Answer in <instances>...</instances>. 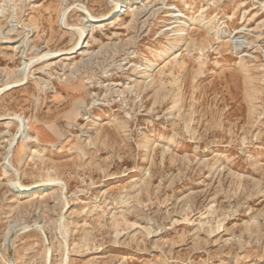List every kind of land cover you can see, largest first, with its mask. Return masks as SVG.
I'll use <instances>...</instances> for the list:
<instances>
[{
  "label": "rangeland",
  "instance_id": "374dc122",
  "mask_svg": "<svg viewBox=\"0 0 264 264\" xmlns=\"http://www.w3.org/2000/svg\"><path fill=\"white\" fill-rule=\"evenodd\" d=\"M0 117V264H264V0H0Z\"/></svg>",
  "mask_w": 264,
  "mask_h": 264
},
{
  "label": "bare ground",
  "instance_id": "6f19581e",
  "mask_svg": "<svg viewBox=\"0 0 264 264\" xmlns=\"http://www.w3.org/2000/svg\"><path fill=\"white\" fill-rule=\"evenodd\" d=\"M122 9L124 11L126 9V3L125 2H122V3H119V4H115L114 7L112 8V10H110L109 12H107L106 14H103L101 16H89V15H87V16H89L90 20H88L86 23H89L90 22L89 23V27H92L93 28V24L102 23V22L108 21V20H110V19H112L114 17H117L119 15V13H121ZM65 12H62V16L60 15L61 16V19L58 20L59 23L61 24V26H63L65 24V21H64ZM87 28L88 27H85V25H83V26L80 25L79 27H76V28L72 29V33L75 34V36H76V42H75L73 48L70 49L69 51H66V52L46 53L43 57H46V58L49 57L50 59H52V58L58 57L60 55L73 54L75 51L81 49L82 48V45L85 43V40L87 39V36H86V35H88L87 34ZM175 33H177L179 35V30H176ZM151 66H152L151 63H149L148 67H151ZM76 115L77 114L75 113L74 114V117H76ZM2 118L0 117V120ZM18 127H23V124H22V126L21 125H18ZM33 141H35V143L38 144L39 143V138L37 137L36 140L34 139ZM12 143H13V140L11 141V144L9 146V149L11 148V150H12ZM132 171H134V170L132 169L131 172ZM55 182L56 181L46 180V181H43V182H40V183L35 182V183L28 184V185H23V184H20V183L19 184L18 183H15V184L11 183L10 185L12 186V188L18 194H28V195L30 194L31 195V194H34V193L46 191V189L48 187L54 185ZM55 184H58V185L61 186V183H59V182L58 183L56 182ZM64 262H65V260H64Z\"/></svg>",
  "mask_w": 264,
  "mask_h": 264
}]
</instances>
